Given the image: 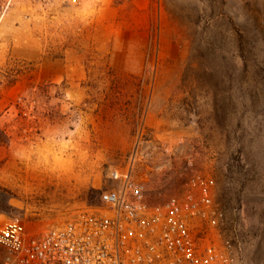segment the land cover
<instances>
[{
    "label": "rangeland",
    "instance_id": "obj_1",
    "mask_svg": "<svg viewBox=\"0 0 264 264\" xmlns=\"http://www.w3.org/2000/svg\"><path fill=\"white\" fill-rule=\"evenodd\" d=\"M78 1L0 0V225L98 205L133 160L156 203L211 177L264 264V0Z\"/></svg>",
    "mask_w": 264,
    "mask_h": 264
},
{
    "label": "built area",
    "instance_id": "obj_2",
    "mask_svg": "<svg viewBox=\"0 0 264 264\" xmlns=\"http://www.w3.org/2000/svg\"><path fill=\"white\" fill-rule=\"evenodd\" d=\"M99 204L30 232L18 219L0 225L2 264H243L223 240V211L211 177L190 179L181 194L151 200L134 162L111 169Z\"/></svg>",
    "mask_w": 264,
    "mask_h": 264
},
{
    "label": "trees",
    "instance_id": "obj_3",
    "mask_svg": "<svg viewBox=\"0 0 264 264\" xmlns=\"http://www.w3.org/2000/svg\"><path fill=\"white\" fill-rule=\"evenodd\" d=\"M232 30L235 32L238 40V46H239V51L241 52L240 57L244 59V56H242V51H243V43H244V29L241 26H235L232 22Z\"/></svg>",
    "mask_w": 264,
    "mask_h": 264
},
{
    "label": "crops",
    "instance_id": "obj_4",
    "mask_svg": "<svg viewBox=\"0 0 264 264\" xmlns=\"http://www.w3.org/2000/svg\"><path fill=\"white\" fill-rule=\"evenodd\" d=\"M70 2H73V3H76V4H79V1L78 0H69Z\"/></svg>",
    "mask_w": 264,
    "mask_h": 264
}]
</instances>
